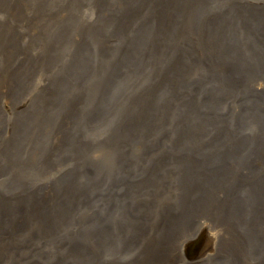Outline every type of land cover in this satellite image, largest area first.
Wrapping results in <instances>:
<instances>
[{
    "label": "rangeland",
    "instance_id": "1",
    "mask_svg": "<svg viewBox=\"0 0 264 264\" xmlns=\"http://www.w3.org/2000/svg\"><path fill=\"white\" fill-rule=\"evenodd\" d=\"M245 1L248 3L252 0ZM108 20V13L98 6L96 0H9V2L0 0V188L8 190L9 194L17 192L21 195L16 204L0 210V264H38L43 260L41 258L43 253L52 261L64 250L60 248L57 251L49 244V234L53 232L50 225H55L53 214L56 213L57 208L48 206L43 209L40 203L49 197L47 196L49 192L59 190L61 185L65 186L69 180H73L69 175L65 179L62 172L72 169L74 165L77 176L75 181L79 185H86L84 178L89 167H82L81 161L87 162V159L89 162L85 166H91L92 161L98 164L94 167L96 169L95 173L92 171V176L104 179L99 185L85 186L88 194L83 198V203L82 200L72 203L74 206L72 210H75L76 216L70 213V219L68 216L65 218L68 228L64 227V233L106 234L112 240L120 234L131 232L137 234L138 231L136 240L139 239L140 242L131 250L137 254L136 258L139 255L140 260L146 262L148 251L151 250L150 252L157 256L160 251H164L168 255L171 253V256L158 257L157 263H154L177 264L178 258L172 253L178 252L176 247L179 239L184 235L194 236L187 232L189 229H184L185 226L178 225L180 223L176 222L177 219L182 218L185 220L184 223L188 222V227L194 226L193 228L197 230L201 227L200 223L204 222L219 235L217 242L215 241L214 257L211 262L264 264V203L255 204L257 198L252 197L250 195L252 192L245 191L244 188H256L257 186H249L247 183L255 176L264 175L261 156L262 153L264 156V142L261 141L264 139V134L251 138L256 129L252 117L253 114L256 116V105L250 104L255 95L252 96L254 91L249 87L245 89L244 85L240 87L242 81L237 80L239 89L226 93L221 92L218 85L212 81L208 86L213 89L214 97L198 95V92L184 93L180 87L182 82L175 84L176 72H160L163 77L155 89H152V75L158 72H67L74 57V50L82 42L93 40L95 37V43L102 44L101 48L104 50H112L116 47L114 40L100 32ZM159 24L173 25L164 21ZM176 36L178 40L182 38V33L177 31ZM196 46H198L196 59L203 62L212 53L214 42L212 38L207 37L206 44ZM193 73V75L188 73L193 80L204 76L202 72ZM110 84H114L113 89L108 88ZM159 84H162L161 90L157 89ZM248 84L254 87V83ZM133 89L137 92L136 98L153 100V103L161 104L154 105V108L164 110L170 119L166 124L159 122V126L149 123L140 128L136 126L134 129L132 125L137 139L153 141L157 150H170L173 146L174 149H179L174 134L180 132L179 135L186 137V144L193 153L194 143L199 139L207 142L200 147L202 150L198 154L215 152L216 149L211 147L210 134L216 132L215 128L218 124L205 123L208 117L199 112L208 102L220 104L217 107L218 113L224 108L221 104L230 106L227 111L229 110L231 117L227 119V123L229 128L232 126L231 131L213 138L212 141L217 139V145L225 143L221 148L222 151L236 148L247 155H249L246 151L248 149L257 152L255 156L250 153L249 159L251 162H256L257 172L260 174H254L253 177L245 174L244 180L247 183L239 190L236 188L239 197L235 195L234 200L230 199L224 204L217 197L224 193L229 199L228 193L226 195L229 182L226 184L223 181H214L202 184L203 179L197 177L200 186L193 188L192 185H197L195 178L188 183L184 180L192 174L191 171L196 173L199 170L201 175L209 171L195 166L198 157L181 159V156L175 157L177 155H173L172 151L170 156L161 153L165 155V159L164 162L161 160L157 162L160 168L157 174L153 175L147 165L149 158L140 162L137 167L134 166L140 174L137 175L138 179L134 184L140 182L137 187H133V182L131 183L126 176L124 179L128 181L125 183L119 179L121 182L117 183L125 185L128 190L122 194V187L109 185L116 182L112 179L116 178L120 171L116 170L112 174L110 166L107 165L110 160L118 157L111 153V150L103 153L97 147L94 152L84 154L82 151L87 159L80 155H76L79 159L72 157L74 152L78 154L74 151L75 139L82 140L79 137H84L82 142L88 146L95 138L103 140L107 131L113 132L115 127H121L122 115L127 112L124 103L130 99L126 91ZM56 93L57 96L54 97ZM42 103L49 107H44ZM80 107L82 113L93 112L95 117L86 121L80 113L78 115L80 118L76 120ZM13 108L15 111L9 112V109ZM67 109H71L72 114ZM237 117L241 119L239 126L231 122ZM81 119L88 124L83 123ZM97 119L102 121L101 125L98 124V129L94 127L98 122ZM63 122L65 124L62 131H59L56 125L62 126ZM195 123H198L202 129L197 134L198 139L190 137L188 134L190 132H187L189 126L196 127ZM71 125L75 126L71 137H63L62 134L66 133L64 129L70 131ZM91 132L96 134L91 135ZM126 133L128 132H124L122 137ZM233 134L239 135L241 139H234L236 146H227L233 143L230 142ZM142 145L143 143L131 147L133 150L130 148L132 150L130 152L138 153ZM205 147L206 149L203 150ZM124 148L126 150L119 153L120 160H118L122 164L128 160L126 155H130L126 146ZM138 154L141 156V153ZM122 156L126 158L122 159ZM185 161L190 165H186ZM240 163V167L245 168L241 161ZM233 166L234 175H237L236 163ZM106 168L109 169V174L104 172ZM145 174L151 176L143 178ZM44 177L52 183L57 180L52 184L53 186L47 180L38 188L37 192L41 191L44 197L35 194L36 190L28 194L26 191L29 188L21 189L26 185L36 186L38 184L35 183L36 180H42ZM184 184H188L194 192V195L189 196L187 200L182 199L183 190H180ZM47 187L49 189L44 191ZM110 191L119 195L117 197L120 200L111 199L106 194ZM102 192L105 193V197L101 196ZM98 209L102 210L97 213ZM107 210L114 211L115 214L104 216ZM219 213H223L226 217ZM160 215L165 216L172 225L164 228L161 226L159 231H156L155 221ZM256 220L260 221V224ZM172 227L187 234H175L171 231ZM117 231L120 234H116ZM43 234L49 238L46 239ZM260 241L262 244L259 248H255L254 245ZM91 243L97 248L103 246L99 242ZM193 243L194 240L191 241V244ZM195 246L199 247V245ZM145 247L147 249H144ZM252 247L255 249H251ZM193 251L192 247H187L184 254L188 256ZM134 253L129 256L134 257ZM173 260L176 263H173Z\"/></svg>",
    "mask_w": 264,
    "mask_h": 264
},
{
    "label": "bare ground",
    "instance_id": "2",
    "mask_svg": "<svg viewBox=\"0 0 264 264\" xmlns=\"http://www.w3.org/2000/svg\"><path fill=\"white\" fill-rule=\"evenodd\" d=\"M188 73L192 75L194 74L193 72L174 73L175 84L178 85L181 81L182 85H180V87L182 88L181 91L184 93L200 92V95H201L203 92V95L208 96L209 92L213 91V89H211L208 86L212 81L218 85L221 92L223 93L233 92L239 89V84L236 83L238 80V81H242L241 82L242 85L240 87L244 85L245 89L249 87L250 90L254 91L253 94L255 95L253 96L252 94L253 100L250 103L252 106H254L256 102L264 99V72H202L204 76H201L200 78L196 80H193L192 77ZM152 77H153L152 89H155L156 85L158 84L159 80L162 79L163 75L160 72H158V73H153ZM239 77H243V78H239ZM171 79H173V77H171ZM248 83H254V87ZM257 84L259 86H257ZM113 85L114 84H110L108 88L113 89ZM167 88L169 90L168 85H167ZM157 89L161 90L162 84H159ZM135 93L137 92L136 90L134 91V89L126 91V95H128L130 99L126 100L124 103L126 105L125 108L127 109V112L126 114L122 115L123 117L121 118V121H120L121 127L120 128L115 127L113 132L107 131V134L104 136L103 140H99L95 138V140L88 146L85 145L84 142H82L85 139L84 137L82 138L79 137V139H82V140L75 139L76 147L74 151H77L78 154H75L74 152L73 157H72V158H78L76 157V155H80L84 159H87L84 154L89 153L91 151L94 152V150L97 147H99L100 152H103V153H106L107 150H111V153L116 154L118 157L114 158V160H110V162L107 165L108 167L110 166V171L112 172V174L115 173L116 170H120V171H118L117 177L112 179L116 182L109 183V185L112 184L111 186L122 187L121 189L122 194L128 192V190L125 187V185H119L117 182L122 181V183H125V181L130 180L131 183L133 182L132 183L134 185L133 187H137L138 183L140 182V181H137V183L134 184L136 182V179H138L137 175H140L134 166L137 167L140 162H143L144 160L149 158V162L147 165H149V167L151 168L153 175L157 174V172L160 171V168H158L157 166L158 165L157 162L159 160L164 162V159H165V155H161V153H166L168 156H170L172 151H173V155H177L175 157L181 156V159L189 158L191 156L198 157L197 158L198 160L195 166L209 171L203 175H201L200 173L201 171L199 170L196 173H193L191 171L192 174L188 176V178L184 179L187 183L190 182L192 178L196 179L197 177L203 179V181L201 182L202 184L206 182H214V181H223L224 183L226 182L231 183V185L229 183L228 184L226 183L227 184L226 195L228 193L227 196L229 197V199L224 195V193L221 196L217 197V199L222 200V203L224 204L228 203L230 199L234 200L235 195L239 197L238 196L239 188L247 183L244 180L245 174H249L248 176H252V177L254 176V174L255 175L260 174V172H257V168L255 165L256 162H251V160L249 159L250 153L255 156L257 152H253V151H250V149H248L246 151H248L249 155H247V154H244L242 151H240V149H236V148H229L228 150L222 151L221 148L224 147L225 143L221 145H217L216 144L217 139L212 141L213 138H218L223 133L231 131L232 126H230L229 128L228 123H227L228 122L227 119L231 117V113H228L229 110L227 111L228 108H231L230 106L221 104L223 105L222 107L224 108L222 112L218 113L217 107L220 104L215 103V102H212V103L208 102L207 105L206 104L203 105L204 107L202 108V110L200 109L201 111L199 112V113H202L201 115H206L208 117V120L205 123L211 124L214 122L213 124H218V127L215 128L216 132H212L210 134L211 135L210 143L212 145L210 146L212 147V149L214 148L216 149V150L214 149L215 152H210V154H205V155H201V153L198 154V152L202 150L200 149V147L207 142L205 140L199 139L195 141L194 143L195 152L193 153L192 149L189 148V146L186 144L187 142L186 137L179 135L180 132L178 134H174L175 139H177L176 143L179 149H174L175 146H173L172 148H170V150H157L155 145L153 144V141H147V140L144 141L143 139H139V138L137 139V136L134 135L132 125L134 126V129L136 126L137 128H140V127H143V125H148L149 123H151L152 125L155 124L159 126L160 125L159 122L166 124V121L170 119L168 118V116H166V112L164 110H161V109L156 110L154 108V105L156 104L161 105V104L156 103V102L153 103V100L146 101L144 98H136ZM56 96H57V93L54 95V97ZM169 97H170V94H169ZM82 100L84 99L82 98ZM42 104L44 107L48 106L47 104H44V103ZM81 107L79 109L80 112H78V114L76 115L77 116L76 120L80 118L78 116L80 113H81V117L84 118L86 121H90L92 120L93 117H95L93 116V112L82 113ZM151 110L154 113L150 112ZM196 110H199V109H196ZM13 111H15L14 108L12 110L9 109V112H13ZM67 111H69L70 114H72L73 112L71 109H67ZM44 112L45 110H43V113ZM155 113L157 115H155ZM255 113L257 117L254 114L252 117L254 118L253 122L256 123V129L252 133L251 138L254 136H259L261 133L262 135L264 134V111L262 110L260 106H256ZM111 116H114V115H111ZM164 116L166 117L163 118ZM218 119L220 120L219 122L217 121ZM161 120H164V122ZM240 120L241 119L237 117L234 120H231V122L239 126ZM59 121L60 119L58 120V122ZM68 121L69 120H67V122ZM81 121L85 124H88L87 122H84L82 119ZM97 121L98 122L94 124L95 125L94 127L98 129V124L101 125L102 121L98 119ZM64 124L65 123L63 122L62 126L56 125L57 129L59 131H62V127L64 126ZM191 124L193 125V123ZM195 125H196L195 128H193V126H189L190 129H188L187 132H190L188 133L190 137L197 138V134L202 129L198 123H195ZM74 127L75 126L71 125L70 131L67 129H64L66 133L64 132L62 136L71 137ZM124 132H128V133H126V135L122 137L124 135ZM94 134L96 133L91 132V135H94ZM165 137H167V135H165ZM201 138H204V137H201ZM235 138H240V136L233 134L230 140V142L233 141V143L227 146H231V147L236 146V141L234 140ZM261 141L264 142V139ZM135 142L137 144H135ZM141 143H143V145L141 146V150L138 152V153H141V156H139L138 153L133 154V152H130L133 150L131 147L140 146ZM238 143L240 144L241 142H238ZM119 145L126 146L127 152L130 153V155L129 154L126 155L128 160L123 164L121 162H118V160H120L119 153L121 151H125L126 149L124 148V146L119 147ZM159 147H161V145H159ZM171 149H174V150H171ZM204 149H206V147L203 148V150ZM82 151L84 154L82 153ZM240 152L242 153V155H240ZM262 154L261 156L263 157L262 161L264 165V156ZM126 157L122 156V159H125ZM240 161L245 165L246 169L243 167H240L241 165ZM88 162H89L88 159H87V162L81 161L82 167H89L86 173V178H84L85 184L90 185V186L101 184L104 178L95 177V175L92 176V171L95 173L96 168L94 167H97L98 164L96 163V161H92L91 166H85V164ZM234 163H236L237 165L236 166L237 175H234L235 174L233 170ZM186 165H190V163L186 162ZM191 166H194V165H191ZM191 166H188V167H191ZM74 167L75 165L72 167V169H67L62 172V176H65V179H67V176L69 175L73 178L74 182L71 179L69 180L67 185L65 186L61 185L59 190H52V192H49L47 194V196L49 197L46 198V200H42L40 203L43 209L44 207H48V206H53L57 208L56 213L53 214L54 216L53 221H55V225L53 224L50 225V227L52 228L51 230L53 232L52 234H49L50 238L46 234H43V237H45L46 239L49 238V244L52 247L56 248L57 251H59L60 248H63L64 250L57 257H55L52 261H51V258L45 257L46 255L43 253V257H41L43 258V260L40 261L41 263H38V264H150V263L156 264L159 259L158 257H163L165 255H168L167 252L160 251L157 256V255H154L152 252H150L151 251L150 250L148 251L149 253H146L147 254L146 262L140 260L139 255L136 258L137 254L132 252L131 250L133 249V247L136 246V244H139L140 242L139 239L136 240L138 231L136 232L137 234H135L134 232H131L130 234H120L117 231L116 234H120V235L112 240L106 234L97 235V234L64 233L63 232L64 227L68 228L65 218L68 216V218L70 219V216H71L70 213L73 214L75 212V210L74 211L72 210L74 207L72 203L80 201V200H82V203H83V198H85L88 194L86 187H85L86 185H79L75 181L77 176L75 174ZM110 171L108 168L104 170V172L108 174L110 173ZM263 171H264V167H263ZM124 176H126L128 180L124 179ZM150 176L151 175L149 174H145L143 178H147ZM247 178H251V177H247ZM119 179L121 181H119ZM47 180L48 178L44 177L42 178V180L41 179L36 180L35 183H38L36 186L26 185V187L21 188V189L29 188L26 191L28 194H32L36 190L35 194H39L41 197H44L43 193L41 191L37 192V190L39 187L44 185L47 182ZM48 182H51V181L48 180ZM54 183L51 182L50 184L52 185ZM195 183H197V185L196 186L192 185L193 188H197L200 186V181L197 180V182ZM247 184H249V186L251 185L257 186L256 188L253 186L254 189L253 188L246 189V187H244L245 191L252 192L250 194L252 197L257 198L254 201L255 204L264 203V175L253 177L252 180H250V182H248ZM236 188H238V190H236ZM2 189L4 188H0V192L5 193V194L0 193V210L7 209L9 206L16 204L19 197L21 196L17 192H12V194H9L8 190H2ZM48 189L49 188L47 187L44 189V191ZM180 190H183V194H182L183 200H187L189 196L192 197L194 195L193 190L188 184H184L183 186H181ZM131 192H135V191H131ZM106 194L111 199L114 198L117 201L120 200V198L117 197L119 195H116L115 192L113 194L112 191H110L109 193H106ZM101 196L105 197V193L102 192ZM126 197L127 199H129L128 196ZM130 200L132 201L131 198ZM33 201H35V199ZM14 209L15 207L13 208V210ZM100 210L102 209H98L96 210V212L98 213L100 212ZM110 213H112V215L115 214L114 211L107 210L106 213L104 212V216L110 215ZM2 214H3V211H2ZM92 214L95 215V213H92ZM219 215L223 216V213H219ZM74 216H76L75 213H74ZM223 217H226V215ZM259 219H262V217H259ZM184 221L185 220L181 218V219H177L176 222L180 223L178 224L180 227L185 226L184 229H189L187 232L189 234H194V236L188 237L184 235V237L179 239V244L176 247L178 252L175 254L172 253V255L178 258L176 259L177 264H199V263L218 264V263H215V261L211 262L214 257L215 241L217 242V239L219 238V235L216 234V231L214 229L212 230L210 225L208 224L206 225L204 222L200 223L201 225V227H199L200 229L198 228L197 230H195L193 228L194 226L188 227L187 225L188 222L184 223ZM48 222H49V219H48ZM256 222L260 224V221L256 220ZM155 223L157 227L156 231H159V228H161V226L162 228H164V226L166 227L168 225H172L171 222L168 221L163 215H160L155 221ZM132 229L134 231L135 229L134 226ZM171 231L175 234H178V233L187 234L186 232L178 230L174 227L171 228ZM154 234H159V232H154ZM245 234L247 233L245 232ZM53 240H56V241L53 242ZM192 240H194L195 243L191 244ZM91 242H95V244L96 242H99V244L103 246L101 248H97ZM261 244H262L261 241L257 242L254 245V247L259 248ZM195 245H199V247ZM187 247H192V249H194V251L188 254V256L184 254ZM254 247H252L251 249H255ZM144 249H147V248L145 247ZM132 253H134L133 254L134 257L129 256V255H132ZM170 256H171V253L168 255V258ZM176 261L173 260V263L174 262L176 263ZM224 264H227V263H224Z\"/></svg>",
    "mask_w": 264,
    "mask_h": 264
},
{
    "label": "water",
    "instance_id": "3",
    "mask_svg": "<svg viewBox=\"0 0 264 264\" xmlns=\"http://www.w3.org/2000/svg\"><path fill=\"white\" fill-rule=\"evenodd\" d=\"M96 2L109 15L100 32L116 47L82 42L67 72H264V0ZM207 37L213 51L201 62L196 45ZM255 105L264 111V99Z\"/></svg>",
    "mask_w": 264,
    "mask_h": 264
}]
</instances>
